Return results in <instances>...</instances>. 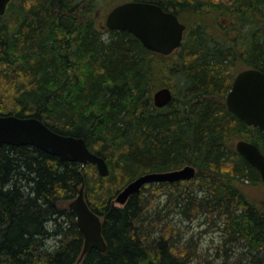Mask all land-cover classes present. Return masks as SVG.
Returning <instances> with one entry per match:
<instances>
[{"label": "trees", "instance_id": "16d2710c", "mask_svg": "<svg viewBox=\"0 0 264 264\" xmlns=\"http://www.w3.org/2000/svg\"><path fill=\"white\" fill-rule=\"evenodd\" d=\"M141 1L196 17L172 53L99 26L96 0H10L0 16V115L33 116L82 137L108 166L100 175L91 163L1 145L0 264H191L195 252L166 220L174 209L221 222L225 242L243 243L251 261L264 264V201L250 202L239 186L260 182V174L232 143L252 141L264 154V133L225 103L239 63L264 72V0ZM161 86L173 96L158 108L152 94ZM186 164L196 174L170 183L165 213L152 211L156 196L143 191L167 182L114 203L139 175ZM82 184L107 248H91L78 262L83 235L63 202Z\"/></svg>", "mask_w": 264, "mask_h": 264}, {"label": "water", "instance_id": "95a60500", "mask_svg": "<svg viewBox=\"0 0 264 264\" xmlns=\"http://www.w3.org/2000/svg\"><path fill=\"white\" fill-rule=\"evenodd\" d=\"M9 1L0 0V16L4 14ZM105 26L108 29H125L136 36L145 48L163 55L172 53L181 45L186 29V24L174 12L164 10L155 2L141 0H128L113 6L106 15ZM172 96L169 87L161 86L152 94L153 104L158 108L164 107L172 100ZM225 103L228 110L247 125L257 127L264 133V72L254 67L238 71L226 94ZM3 144L34 146L58 156L61 161H74L81 166L91 163L100 175L108 173L105 159L91 151L84 138L60 134L33 116L0 115V146ZM235 149L250 165L257 168L264 185V154L258 145L246 139H238ZM195 174L196 169L192 165L147 172L128 182L114 200L123 205L130 195L146 184L189 180ZM68 207L74 212L77 227L83 235L78 262L91 248L104 252L107 245L102 234V221L87 204L84 184Z\"/></svg>", "mask_w": 264, "mask_h": 264}, {"label": "rangeland", "instance_id": "374dc122", "mask_svg": "<svg viewBox=\"0 0 264 264\" xmlns=\"http://www.w3.org/2000/svg\"><path fill=\"white\" fill-rule=\"evenodd\" d=\"M124 1L128 0H96V4H98L94 16L96 23L101 27H106L105 18L108 11L116 4ZM211 1L213 3L229 2V0ZM179 19L189 25H193L196 22V17L185 11L181 12V18ZM209 21L208 19V24H210ZM237 68L241 70L247 68V66L239 63ZM172 81L175 82L174 79ZM237 139H239V137H234L232 143L235 144ZM189 181L191 182L192 178L189 179ZM239 186L250 202L259 204L264 201V185L262 181L256 183L239 182ZM171 189L170 182H167V185L164 186L162 190L157 191V187L153 186L143 191L144 195L151 193L156 196L151 208L152 211L157 212L160 210L161 213H165V210L168 208L166 202L167 198L170 197L169 192ZM70 201L71 200H67L63 202V205L69 208L68 205ZM114 203L120 205L118 202L114 201ZM166 220H169L173 226L178 229L180 233V242L195 252L191 264H218L225 260H227L229 264H254L243 243L225 242V236L222 231L223 225L221 222H213L210 218L207 219L205 214H199L196 218L189 220L182 216L178 209L170 210L166 215ZM49 244H54V241H50Z\"/></svg>", "mask_w": 264, "mask_h": 264}, {"label": "bare ground", "instance_id": "6f19581e", "mask_svg": "<svg viewBox=\"0 0 264 264\" xmlns=\"http://www.w3.org/2000/svg\"><path fill=\"white\" fill-rule=\"evenodd\" d=\"M158 89V88H157ZM186 165H188V164H186ZM183 167V166H182ZM176 169V168H175ZM261 182V181H260Z\"/></svg>", "mask_w": 264, "mask_h": 264}]
</instances>
